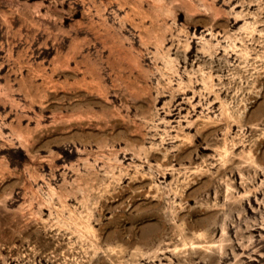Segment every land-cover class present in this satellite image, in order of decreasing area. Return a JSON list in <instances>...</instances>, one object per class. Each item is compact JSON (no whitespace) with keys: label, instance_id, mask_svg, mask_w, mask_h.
<instances>
[{"label":"rangeland","instance_id":"1","mask_svg":"<svg viewBox=\"0 0 264 264\" xmlns=\"http://www.w3.org/2000/svg\"><path fill=\"white\" fill-rule=\"evenodd\" d=\"M0 264H264V0H0Z\"/></svg>","mask_w":264,"mask_h":264},{"label":"bare ground","instance_id":"2","mask_svg":"<svg viewBox=\"0 0 264 264\" xmlns=\"http://www.w3.org/2000/svg\"><path fill=\"white\" fill-rule=\"evenodd\" d=\"M169 113H170V114H173V113H174V112H173V109H170ZM226 150H227V149H226ZM228 152H229V151H228ZM226 153H227V151H226ZM225 155H226V154H225ZM183 229H184V228H183ZM181 230H182V229H181ZM198 230H199V229H198ZM198 230H196L195 232H197ZM186 231H187V230H186ZM224 231H226V230H224ZM182 232H183V231H182ZM182 232H181V233H182ZM226 233H227V232H226ZM226 233H225V234H226ZM182 234H184V233H182ZM194 234H195V233H194ZM198 234H199V236L202 234L201 230H200V232H199ZM223 234H224V233H223ZM192 235H193V234H192ZM196 235H197V234H196ZM194 236H195V235H194ZM197 236H198V235H197ZM199 236H198V237H199ZM223 236H224V235H223ZM202 237H203V236H202ZM221 239H222V237H221ZM218 240H220V239H218ZM195 241H196V240H195ZM216 242H217V241H216ZM221 242H222V241H221ZM223 242H224V240H223ZM192 243H193V242H192ZM192 243H191V244H192ZM196 243H197V242H196ZM213 243H214V242H213ZM220 244H221V243H220ZM215 245H217V244H215ZM225 245H226V243L224 244V247H225ZM176 246H177V245H176ZM193 246H194V245H193ZM204 246H206V245H204ZM208 246H209V245H208ZM213 246H214V244H213ZM224 247H223V245H221L219 248L221 249V248H224ZM211 248H212V246H211ZM200 250H201V249H200ZM217 250H219V249H217ZM202 251H203V250H202ZM206 251H207V250H206ZM224 251H225V250H224ZM209 252H210V253L207 252V253H208L207 255L212 254L213 250H211V251L209 250ZM221 253H224V252H221ZM214 254H215V252L213 253V255H214ZM218 254H219V253H218ZM209 257H212V256H209ZM210 260H211V262H212V259H210ZM213 260H214V259H213Z\"/></svg>","mask_w":264,"mask_h":264}]
</instances>
